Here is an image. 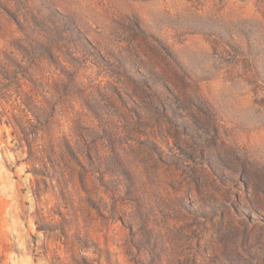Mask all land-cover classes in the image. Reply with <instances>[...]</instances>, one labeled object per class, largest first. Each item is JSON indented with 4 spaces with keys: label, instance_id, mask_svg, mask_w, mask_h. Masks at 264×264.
<instances>
[{
    "label": "rangeland",
    "instance_id": "rangeland-1",
    "mask_svg": "<svg viewBox=\"0 0 264 264\" xmlns=\"http://www.w3.org/2000/svg\"><path fill=\"white\" fill-rule=\"evenodd\" d=\"M23 48L0 264H264V0H0Z\"/></svg>",
    "mask_w": 264,
    "mask_h": 264
},
{
    "label": "trees",
    "instance_id": "trees-1",
    "mask_svg": "<svg viewBox=\"0 0 264 264\" xmlns=\"http://www.w3.org/2000/svg\"><path fill=\"white\" fill-rule=\"evenodd\" d=\"M23 54V58L20 60L18 57L20 56L18 53H10L6 54V57L8 59V62L10 61L11 64L4 63L0 61V76L6 81L3 84H0V103L5 100L4 96L7 94V92L11 89V83L13 80L18 79V77L24 75H30L29 72V64H33L32 57L36 55L37 49L36 48H23V51L21 52ZM20 60V62L18 61ZM25 60L28 62H25ZM16 68H14V66ZM22 105L19 107L21 108V111L26 113H30L35 119H40V112L39 109L36 107V105L32 104L30 100L27 102H22ZM7 113L9 112H0L1 120L3 121V117L7 116ZM28 116V115H27ZM9 119H7L5 122L8 124L17 123V125L20 127L21 130H23L22 126L17 122V118L15 115L8 116ZM31 120V119H30ZM29 119L27 121L30 122Z\"/></svg>",
    "mask_w": 264,
    "mask_h": 264
}]
</instances>
